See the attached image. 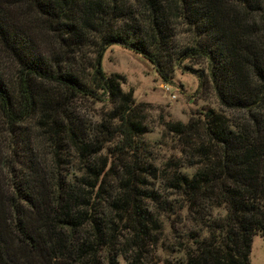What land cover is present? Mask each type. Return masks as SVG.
Here are the masks:
<instances>
[{
  "label": "trees",
  "instance_id": "16d2710c",
  "mask_svg": "<svg viewBox=\"0 0 264 264\" xmlns=\"http://www.w3.org/2000/svg\"><path fill=\"white\" fill-rule=\"evenodd\" d=\"M112 45L165 84L205 60L225 112L169 126L174 170L103 69ZM0 58V264H250L264 237V0H0ZM103 103L95 122L84 110Z\"/></svg>",
  "mask_w": 264,
  "mask_h": 264
},
{
  "label": "rangeland",
  "instance_id": "374dc122",
  "mask_svg": "<svg viewBox=\"0 0 264 264\" xmlns=\"http://www.w3.org/2000/svg\"><path fill=\"white\" fill-rule=\"evenodd\" d=\"M182 37V40L186 39L184 35ZM0 60L2 61L1 58ZM199 63L204 64H186L193 70L176 69L172 84H165L158 78L152 65L138 55L116 45H112L104 54V71L108 75H117L121 90L132 95L139 118L148 125L149 133L144 138L156 148L157 164L163 170L170 169L181 158L176 150L174 134L169 132L170 125L186 124L208 110L225 112L207 81L205 60L202 59ZM198 69L203 71L202 86L199 85ZM87 106L83 110L95 122H99L112 107L106 103ZM169 160L172 162H168ZM166 163L168 167L165 166ZM174 169L175 167L171 168ZM250 264H264L262 236L253 239Z\"/></svg>",
  "mask_w": 264,
  "mask_h": 264
}]
</instances>
